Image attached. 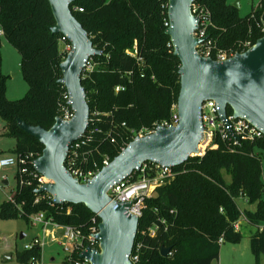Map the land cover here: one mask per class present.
Returning <instances> with one entry per match:
<instances>
[{
	"label": "trees",
	"instance_id": "1",
	"mask_svg": "<svg viewBox=\"0 0 264 264\" xmlns=\"http://www.w3.org/2000/svg\"><path fill=\"white\" fill-rule=\"evenodd\" d=\"M195 2L209 10L208 32L218 48L240 53L245 42L253 45L264 35L255 25L264 19V1L254 13L251 6L245 16L229 0ZM167 8L168 0H74L70 4L72 14L100 51L89 59L92 68L81 74L89 106L88 125L76 158L82 168L94 163L101 168L103 158L111 161L142 125L151 128L170 119L179 90L180 61L165 33ZM53 25L47 0H0V29L20 55V73L28 86L23 97L9 99L0 74V119L4 135L15 139L11 151L15 155L39 157L43 149L17 126L18 118L48 129L62 114L61 107L67 106L65 87L58 80L60 63L69 51L65 47L70 45L61 34L51 32ZM117 86L120 89L115 91ZM231 112L227 107V113ZM263 152L264 137L242 140L234 151L220 144L202 157L189 156L173 167V177L156 186L144 201L134 241H142V247L134 264H211L219 257V239L241 238V232L234 230L240 215L255 227L248 238L258 264L264 257V226L259 227L264 222ZM14 177L16 186L1 207L2 216L29 221L30 214L41 212L45 219L78 227L84 233L98 226L100 219L83 204L54 203L46 192H36L38 182L31 176H23L24 184L17 170ZM241 198L254 209H240L236 200ZM151 226L157 228L154 236L140 234ZM163 246L170 248L171 255L161 256ZM41 256L40 245L15 251L17 264H40Z\"/></svg>",
	"mask_w": 264,
	"mask_h": 264
},
{
	"label": "water",
	"instance_id": "2",
	"mask_svg": "<svg viewBox=\"0 0 264 264\" xmlns=\"http://www.w3.org/2000/svg\"><path fill=\"white\" fill-rule=\"evenodd\" d=\"M47 1L54 18L51 32L64 36L70 45L60 63L62 76L58 81L65 87L72 117L64 120L57 116L48 129L17 119V126L43 145L34 167L49 182L36 192L50 194L54 203L83 204L100 219L95 235L98 249L87 247L79 254L80 258H86L90 264H131L128 256L139 220L123 214L124 204L109 200V187L146 161L171 167L184 163L197 151L201 136L200 106L206 100L215 101L222 118L229 107L234 117H244L264 134V35L244 52L224 61L201 56L195 49L200 40L193 36L196 19L190 6L194 0H168L169 26L165 33L170 37L173 54L180 61L178 122L135 136L90 181L80 183L64 162L69 146L82 137L88 125L89 106L81 74L86 61L100 51L72 14L70 4L74 0ZM233 5L238 8L239 1L235 0ZM169 250V247H161V256L166 257Z\"/></svg>",
	"mask_w": 264,
	"mask_h": 264
},
{
	"label": "built area",
	"instance_id": "3",
	"mask_svg": "<svg viewBox=\"0 0 264 264\" xmlns=\"http://www.w3.org/2000/svg\"><path fill=\"white\" fill-rule=\"evenodd\" d=\"M253 6V13L256 9L260 8L264 0H250ZM78 10H82L78 8ZM191 14L196 19V28L193 31V36L200 41L196 44V52L204 57H210L217 61H224L234 56L237 51L224 50L218 48L216 41L209 35V27L211 26L210 12L209 10L195 2H192L190 6ZM252 13V16L254 15ZM166 28L169 26V20L164 22ZM256 27L264 33V19L261 17L255 23ZM0 35H3L0 29ZM63 38H65L63 36ZM252 44L248 41L245 42L241 52H244L250 48ZM129 54H135V52L126 51ZM240 52V53H241ZM90 59V58H89ZM85 63L84 69L88 71L92 68L90 60ZM120 89L119 86L115 87V91ZM67 99V106H62V114L59 116L64 120H69L72 117V110L68 105V95H64ZM200 121H201V136L198 142L197 151L190 156L202 157L209 149L217 148L220 144L224 145L229 151H234L236 147L241 144L242 140H256L264 137L262 131L253 125L249 120L244 117H234L232 112L227 113L222 118L219 113V109L214 100H206L200 106ZM178 122V114L176 110V104L172 106V114L169 120H164L159 123L153 124L151 128L144 129L136 133L135 136H143L150 134L158 127H170L176 125ZM84 134L82 135V137ZM134 136V137H135ZM81 137V138H82ZM74 141L69 146L70 153L67 154V170L69 173L78 179L80 183H87L90 181L102 167L109 164L110 159L108 157L103 158L101 162V168L96 163L88 169H84L78 164L76 158L79 156L78 148L81 147L82 142L79 140ZM111 142L115 143V139L111 138ZM199 146H202L201 148ZM125 148L124 145L120 146V152ZM69 151V150H68ZM81 156L84 158V152H81ZM35 157L32 153L25 155H0V170L6 167L17 168V172L20 176V183L24 184V175L31 176L32 179L38 182V188L44 183L49 182L42 174L38 173L34 167ZM81 159V158H80ZM66 161V160H65ZM32 168L29 169V168ZM174 175L173 167L164 166L155 161L143 162L139 168L133 170V172L116 182H113L107 191V195L111 202L124 204L125 216H136L139 218L142 216V210L144 207V201L153 195V191L156 186L168 181ZM29 183V182H27ZM48 194V193H47ZM49 198L52 202V196ZM11 198V197H10ZM9 198V199H10ZM29 221L34 224H40L43 229L47 225L51 224L56 228H60L65 238V244H63L64 257L62 264H90L86 258H80L79 254L87 247L98 249V240L95 235L98 233V226L92 225L87 233H84L80 228L70 225H60L52 222L50 219H45L43 213L38 212L29 217ZM95 219H92L94 222ZM240 221L234 223V230L239 231ZM155 226H151L146 230H141V235L154 236L156 231ZM219 243H222V238L219 239ZM33 245L41 246V239L36 236L30 243L24 245V249H29ZM142 247V241H137L133 244L131 252L128 256L131 264H134L139 259V251ZM77 254L78 258H74L73 255ZM167 255H171L169 251Z\"/></svg>",
	"mask_w": 264,
	"mask_h": 264
},
{
	"label": "rangeland",
	"instance_id": "4",
	"mask_svg": "<svg viewBox=\"0 0 264 264\" xmlns=\"http://www.w3.org/2000/svg\"><path fill=\"white\" fill-rule=\"evenodd\" d=\"M229 1L233 3L235 0ZM238 1L240 5L238 7L239 15L245 16L249 13L252 2L250 0ZM65 49L70 48L66 46ZM19 60L20 55L17 50L9 44L3 35H0V74L5 78V95L9 99L23 97L28 89L20 73ZM144 129H148V126L142 125L140 129L134 131L139 132ZM134 131L133 133H135ZM4 132V123L0 119V155L12 154L15 139L5 136ZM16 170L17 168L14 167H6L0 170V210L15 189L16 180L14 176ZM4 180L7 181V184L3 183ZM261 180L264 185V152L261 158ZM236 202L240 209H254L253 204L246 203L242 198L237 199ZM32 215L30 214V216ZM237 220H242L239 223L241 238L238 241L224 240L220 243L219 257L211 264H256L248 238L255 227L250 226L243 215H240ZM260 226H264V222ZM20 235L23 237L20 238ZM36 236L41 239L42 256L40 264H62L63 244L66 241L60 228L49 224L43 229L40 224H34L33 221L31 223L14 215L4 217L0 213V264H17L15 251L23 250L24 245L30 243ZM258 264H264L263 256L260 257Z\"/></svg>",
	"mask_w": 264,
	"mask_h": 264
},
{
	"label": "crops",
	"instance_id": "5",
	"mask_svg": "<svg viewBox=\"0 0 264 264\" xmlns=\"http://www.w3.org/2000/svg\"><path fill=\"white\" fill-rule=\"evenodd\" d=\"M20 61V60H19ZM239 221H242V220H239ZM249 224V223H248ZM250 225V224H249ZM251 226V225H250Z\"/></svg>",
	"mask_w": 264,
	"mask_h": 264
},
{
	"label": "bare ground",
	"instance_id": "6",
	"mask_svg": "<svg viewBox=\"0 0 264 264\" xmlns=\"http://www.w3.org/2000/svg\"><path fill=\"white\" fill-rule=\"evenodd\" d=\"M200 148L202 147V146H199Z\"/></svg>",
	"mask_w": 264,
	"mask_h": 264
}]
</instances>
